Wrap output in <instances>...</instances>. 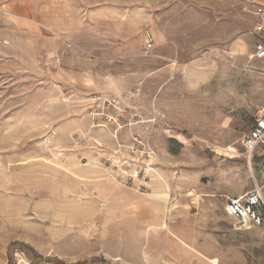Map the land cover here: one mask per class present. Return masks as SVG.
Wrapping results in <instances>:
<instances>
[{
	"label": "rangeland",
	"instance_id": "rangeland-1",
	"mask_svg": "<svg viewBox=\"0 0 264 264\" xmlns=\"http://www.w3.org/2000/svg\"><path fill=\"white\" fill-rule=\"evenodd\" d=\"M254 3L0 0V264H264Z\"/></svg>",
	"mask_w": 264,
	"mask_h": 264
},
{
	"label": "built area",
	"instance_id": "built-area-1",
	"mask_svg": "<svg viewBox=\"0 0 264 264\" xmlns=\"http://www.w3.org/2000/svg\"><path fill=\"white\" fill-rule=\"evenodd\" d=\"M245 10L255 19L252 32L264 39V3H254L246 6ZM145 39L147 47L153 48V39L148 30H145ZM253 57L264 60V40L255 44ZM241 143L249 158L253 153L258 154V177L251 172L252 187L240 196L230 199L227 208L246 227L264 228V104L256 111L252 125L242 136Z\"/></svg>",
	"mask_w": 264,
	"mask_h": 264
},
{
	"label": "bare ground",
	"instance_id": "bare-ground-1",
	"mask_svg": "<svg viewBox=\"0 0 264 264\" xmlns=\"http://www.w3.org/2000/svg\"><path fill=\"white\" fill-rule=\"evenodd\" d=\"M200 196V195H199ZM201 256H203V255H201ZM206 259V258H205ZM211 261V260H210ZM214 263V262H213ZM214 264H217V263H214Z\"/></svg>",
	"mask_w": 264,
	"mask_h": 264
},
{
	"label": "crops",
	"instance_id": "crops-1",
	"mask_svg": "<svg viewBox=\"0 0 264 264\" xmlns=\"http://www.w3.org/2000/svg\"><path fill=\"white\" fill-rule=\"evenodd\" d=\"M153 39V38H152ZM189 194H191L192 195V193H189ZM163 226H165V225H163ZM182 241V240H181Z\"/></svg>",
	"mask_w": 264,
	"mask_h": 264
}]
</instances>
